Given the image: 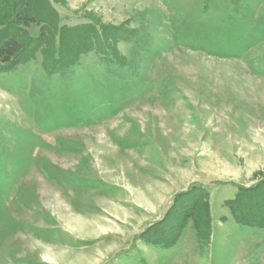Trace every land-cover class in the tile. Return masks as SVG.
Listing matches in <instances>:
<instances>
[{
	"label": "rangeland",
	"instance_id": "obj_1",
	"mask_svg": "<svg viewBox=\"0 0 264 264\" xmlns=\"http://www.w3.org/2000/svg\"><path fill=\"white\" fill-rule=\"evenodd\" d=\"M52 3L133 34L123 65L90 51L47 74L37 52L0 71V264H264V227L224 204L264 179V0ZM194 185L206 236L187 220L143 242Z\"/></svg>",
	"mask_w": 264,
	"mask_h": 264
},
{
	"label": "trees",
	"instance_id": "obj_2",
	"mask_svg": "<svg viewBox=\"0 0 264 264\" xmlns=\"http://www.w3.org/2000/svg\"><path fill=\"white\" fill-rule=\"evenodd\" d=\"M52 2L58 0H0V71L15 69L37 52L43 56L42 66L47 74L64 72L90 51L124 64L117 43L132 36L130 29L122 24H103L92 14H85L86 22L74 26L62 24ZM33 25L38 27L37 35L29 31ZM186 194L190 203L181 208L180 215L172 218L171 212L164 221L146 228L140 235L143 242L171 246L187 220L193 222L199 238L206 236L209 209L207 205H199L206 192L194 185ZM224 204L237 223L264 227V179L248 187L237 185L235 195L225 199Z\"/></svg>",
	"mask_w": 264,
	"mask_h": 264
}]
</instances>
